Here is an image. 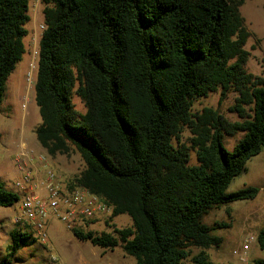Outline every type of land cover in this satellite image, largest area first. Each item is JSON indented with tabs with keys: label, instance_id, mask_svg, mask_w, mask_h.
<instances>
[{
	"label": "trees",
	"instance_id": "16d2710c",
	"mask_svg": "<svg viewBox=\"0 0 264 264\" xmlns=\"http://www.w3.org/2000/svg\"><path fill=\"white\" fill-rule=\"evenodd\" d=\"M31 1L0 0V105L25 52ZM246 1L41 0L37 140L52 157L81 156L83 169L67 183L111 207L108 224L120 214L133 219L114 234L74 227L77 238L108 249L121 245L134 264H217L207 249L223 241L215 227L229 223L211 226L204 217L260 191L247 185L228 192L264 149V76L247 69L250 31L240 13ZM219 90L220 103L236 93L229 111L239 120L212 106L193 110ZM238 132L244 135L229 150L224 137ZM192 151L197 164L190 163ZM20 198L0 182L1 207ZM10 235L0 264L37 241L19 227ZM257 243L264 249V227Z\"/></svg>",
	"mask_w": 264,
	"mask_h": 264
},
{
	"label": "rangeland",
	"instance_id": "374dc122",
	"mask_svg": "<svg viewBox=\"0 0 264 264\" xmlns=\"http://www.w3.org/2000/svg\"><path fill=\"white\" fill-rule=\"evenodd\" d=\"M41 0H32L29 14L31 19L25 23L28 30L23 42L25 52L15 69L9 75L3 102L0 105V182L12 191L19 192L16 187V173L19 171L15 156L17 144L25 139L37 150L41 149L36 131L42 122L39 106L35 99V83L38 73L39 41L43 30L39 25L44 23ZM240 13L250 31L245 45L249 52L247 69L264 76V0H247L241 7ZM236 93L220 103V90L212 92L208 97L195 101L193 110L200 111L205 106L219 109L229 120H239L237 113L229 111V106L235 102ZM73 101L77 109L85 111L84 103L76 94ZM191 135L189 130L183 133V140ZM244 132L235 136H225L224 144L232 150L241 139ZM63 162L53 169L68 181L78 175L84 167V162L78 153L63 155ZM53 159V158H51ZM197 164L196 152H191V162ZM247 185L257 186L260 191L254 199L238 200L228 205L212 209L204 217V222L215 226L217 222H227V227H215L213 234L223 238L219 246L207 249L211 259L217 264H255L256 259H264V249L257 243V235L264 227V149L250 159L247 171L242 172L231 182L228 192L237 191ZM44 194L43 191L40 192ZM20 200L10 207L0 206V261L7 254L8 246L12 243L10 232L14 228L26 229L14 222ZM231 210V214L228 213ZM111 211L99 213V218L80 226L85 230L115 233L116 227H131L133 219L129 214H120L113 218ZM254 237L249 244L246 260H240L242 243L247 237ZM199 248H193V253ZM80 258H83L84 261ZM135 258L127 255L121 245L115 248H104L94 245L89 240L77 238L61 220L54 218L50 225V239L42 242L37 239L33 244L18 250L11 264H134Z\"/></svg>",
	"mask_w": 264,
	"mask_h": 264
},
{
	"label": "built area",
	"instance_id": "2783aa9c",
	"mask_svg": "<svg viewBox=\"0 0 264 264\" xmlns=\"http://www.w3.org/2000/svg\"><path fill=\"white\" fill-rule=\"evenodd\" d=\"M39 27L44 30V23ZM15 161L21 172L15 184L23 197L14 222L24 226L42 242L50 239V222L53 218L72 229L98 219L101 212L112 213L111 207L88 189L70 187L51 166V156L46 150H37L21 139ZM253 239L252 236L243 241L240 260H246Z\"/></svg>",
	"mask_w": 264,
	"mask_h": 264
},
{
	"label": "crops",
	"instance_id": "0c3cea01",
	"mask_svg": "<svg viewBox=\"0 0 264 264\" xmlns=\"http://www.w3.org/2000/svg\"><path fill=\"white\" fill-rule=\"evenodd\" d=\"M21 140V139H20ZM20 142V141H19ZM19 142H18V144H17V150H18V148H19ZM28 143V142H27ZM29 145H30V143H28ZM40 144V143H39ZM31 146V145H30ZM33 147V146H32ZM35 148V147H34ZM40 148L41 149H38V150H45L42 146H41V144H40ZM62 156L63 155H61V154H58V155H56V156H54V157H52L51 156V158H53V159H51V161H50V164H51V166L53 167V166H59V164L60 163H62L64 160H63V158H62ZM17 175H16V178L18 179L19 177H21V172L20 171H17V173H16ZM60 175L62 174V173H59ZM62 176V175H61ZM67 176H63V179H65ZM16 179V180H17ZM54 220V218L51 220V222ZM51 222H50V225H51ZM80 259H82L84 262L83 263H85V260L83 259V258H80Z\"/></svg>",
	"mask_w": 264,
	"mask_h": 264
}]
</instances>
